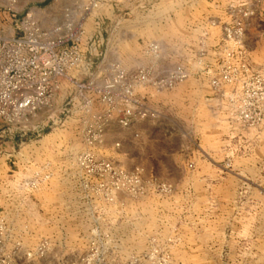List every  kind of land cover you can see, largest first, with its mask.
I'll use <instances>...</instances> for the list:
<instances>
[{
    "label": "rangeland",
    "instance_id": "1",
    "mask_svg": "<svg viewBox=\"0 0 264 264\" xmlns=\"http://www.w3.org/2000/svg\"><path fill=\"white\" fill-rule=\"evenodd\" d=\"M38 1L0 0V33L28 11L46 14ZM145 1L121 6L108 31L111 60L96 62L91 88L77 87L82 101L41 110L81 133L66 160L40 153L32 118L10 126L0 146V264H264V36L255 27L264 0H217L226 7L211 15L231 22L206 63L196 59L205 50L171 42L178 18ZM238 24L241 43L226 38ZM114 66L190 74L171 89L135 84L148 113L122 126L120 89L111 107L96 92ZM223 71L229 80L215 88ZM49 125L57 132L61 123Z\"/></svg>",
    "mask_w": 264,
    "mask_h": 264
},
{
    "label": "built area",
    "instance_id": "2",
    "mask_svg": "<svg viewBox=\"0 0 264 264\" xmlns=\"http://www.w3.org/2000/svg\"><path fill=\"white\" fill-rule=\"evenodd\" d=\"M102 5V0H92L85 11L90 13L99 10ZM13 16L16 17V14ZM103 23V19L98 17V33L89 36L86 50L80 46V36L66 45L64 37L56 36L61 27L52 30L43 28L32 11L19 19L14 32L0 33V146L7 142L11 125L36 116L43 108L51 105L63 79L73 81L79 89L91 88L96 58L102 54L99 32ZM225 31L228 40L242 42L241 25L238 24L234 31L231 28ZM149 48L156 56L159 46L150 43ZM151 73L150 68H140L129 75L123 68L114 66L111 79L104 87L96 89L101 102L108 107L114 102L115 90L120 89L123 105L119 109V123L122 126H129L136 117L148 113L134 94L135 84L171 89L190 74L180 67L163 77L155 78ZM221 80L227 82L229 72L223 71L221 78L213 79L211 83L218 88ZM77 97H80L79 94L69 96L67 104H72ZM245 117H248L247 114ZM100 132L98 128L97 132L86 133V140L89 142V138H97ZM189 166L192 167L193 163Z\"/></svg>",
    "mask_w": 264,
    "mask_h": 264
},
{
    "label": "crops",
    "instance_id": "3",
    "mask_svg": "<svg viewBox=\"0 0 264 264\" xmlns=\"http://www.w3.org/2000/svg\"><path fill=\"white\" fill-rule=\"evenodd\" d=\"M88 1L40 0L38 2H45L46 6L50 7L46 14L37 11L36 18L45 29L52 30L55 27H61V31L57 32L56 36L64 37L66 45H70L75 37L80 36V46L82 50H86L89 36L98 33L96 20L98 17H101L104 21L99 32L102 40L100 46L102 54L96 58L97 66L99 67L101 64L111 60L109 58L110 50L107 49L108 31L110 26L120 21L121 16L119 12L121 6H139L141 3L137 4L138 0H105L99 10L86 14L83 11V6ZM28 3L31 4V2ZM33 4L32 6H38V3ZM144 4L145 6H154V8H158L163 12H171V14L178 18L176 21V34L171 39L172 43L181 44L182 48L186 51L191 50L190 46H192L196 48L197 54H200L199 51L205 50L203 56H196V59L198 58L205 63L213 61L216 55V46L224 36L223 27L231 21L229 19L218 20L215 15H211V12L216 11L218 7L224 10L226 6H217V0H150L148 2L146 0ZM0 6L6 5L0 4ZM24 6H27V4ZM249 26L250 24H245L246 32ZM255 27L259 29L258 36H264V21L258 22L255 24ZM118 53L119 56L116 60H120V52ZM134 71V68L127 69L128 74ZM101 74L102 72L100 71L98 75L100 76ZM198 81L199 87L211 88L208 78H203V80L200 78ZM76 91L77 85L73 81L63 79L53 103L58 106L57 103L75 94ZM81 101L80 97L75 98L77 104ZM31 118L37 131L38 150L40 153L49 150L50 153L54 152L53 154L59 159L66 160L72 148L73 136L78 134L81 138V133L75 132L74 134L72 130H69V120L64 119L63 122V118H59L57 115L46 116L43 111H40L36 116ZM50 123H61V126L58 127L60 129L57 132L54 130V132L50 131V128H52V125H49ZM6 145H8V141Z\"/></svg>",
    "mask_w": 264,
    "mask_h": 264
}]
</instances>
